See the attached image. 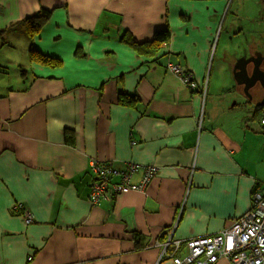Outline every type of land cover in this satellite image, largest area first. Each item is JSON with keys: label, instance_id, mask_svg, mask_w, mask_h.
<instances>
[{"label": "crops", "instance_id": "obj_1", "mask_svg": "<svg viewBox=\"0 0 264 264\" xmlns=\"http://www.w3.org/2000/svg\"><path fill=\"white\" fill-rule=\"evenodd\" d=\"M42 8L51 13L32 39L22 26L9 30ZM263 10L264 0H0V52L14 62L9 50L24 42L27 58L20 85L0 93V264H175L157 242L217 233L249 210L264 182L256 104L251 116L231 117L224 99L209 100L210 59L219 29L215 52L238 25L234 43L245 33L253 52ZM162 28L170 38L153 55L120 40L127 30L150 41ZM31 46L60 64L31 61ZM236 52L219 51L226 69ZM120 93L136 101L122 104ZM93 158L157 172L142 189L92 204Z\"/></svg>", "mask_w": 264, "mask_h": 264}, {"label": "built area", "instance_id": "obj_2", "mask_svg": "<svg viewBox=\"0 0 264 264\" xmlns=\"http://www.w3.org/2000/svg\"><path fill=\"white\" fill-rule=\"evenodd\" d=\"M166 67L188 89L195 90L198 87L191 72L181 68L179 64L168 62ZM202 91L205 93V89ZM258 120L264 134V104ZM89 165L95 175L90 183L89 200L92 204L101 198L111 200L120 192L142 189L157 172L155 165L132 161L126 162L122 169H117L111 162L96 158L90 159ZM139 168L142 170L140 181L131 183V174ZM115 176L119 179L115 180ZM23 218L26 223L31 222L28 213ZM156 244L161 249L159 257H170L175 264H214L221 257L227 258L232 264H264V188L256 187L251 193L249 210L217 233L195 236L186 239L184 243L178 239L173 240L169 235L167 239Z\"/></svg>", "mask_w": 264, "mask_h": 264}, {"label": "rangeland", "instance_id": "obj_3", "mask_svg": "<svg viewBox=\"0 0 264 264\" xmlns=\"http://www.w3.org/2000/svg\"><path fill=\"white\" fill-rule=\"evenodd\" d=\"M259 13L262 16L261 23H260V30L263 31L264 30V10L260 11ZM219 31H220V29H219ZM219 31L216 34L215 43H214L212 51H211L212 54H211L210 62L212 61V57L214 56V53H215V59L213 62L212 74H211V78H210L209 100L212 97H213V99H215L216 102H218L220 99H222V100L224 99L225 106L231 107L230 112H229L231 117L240 116L242 112L244 113V115L248 116L251 114V111L254 112V110H255V107H254V109H250V108L252 107V105L255 102L254 97L257 95L258 89L256 88L252 91H249V93L252 96L249 99L248 97H246V95L243 93V91L241 89L238 90L237 87L236 88L233 87L236 85L233 81L231 71H228V69H226V66L224 65V63L221 61V59H220L221 54L218 55L221 48L225 49V50L228 48H231L232 41H230V38H229L230 35L228 34L227 39H226L224 36V32H223V34L219 40L217 52H215L216 43L218 41ZM261 35L262 36L260 38L259 43L263 41V34H261ZM24 46H25V44H24V42H22L21 44L14 45V48H11V50H9V51H12L11 52L12 55H16V61H14V62L9 61V59L10 60H12V59H11V57L7 56V53L4 52V50H2L0 52V93L6 91V88L9 85H12L14 87H17L18 85H20L19 81L17 80L18 74H19V69L25 68L24 64L27 61V58L25 57L26 53H25ZM216 55H218V56L216 57ZM232 60H233V58H232ZM208 71H209V69H208ZM220 84H222V88L220 87ZM214 87H217L219 89L217 95L214 93V91H215ZM248 109H250L251 111H249ZM260 114H261V110L258 111L256 116L259 117ZM246 126L254 127L257 131L259 130V126H258L257 122L251 121L250 119L246 120ZM262 135L264 136L263 133H262ZM261 187L264 188V182L262 183Z\"/></svg>", "mask_w": 264, "mask_h": 264}, {"label": "trees", "instance_id": "obj_4", "mask_svg": "<svg viewBox=\"0 0 264 264\" xmlns=\"http://www.w3.org/2000/svg\"><path fill=\"white\" fill-rule=\"evenodd\" d=\"M51 13L50 9L42 8L38 10L36 13L29 15L20 21L13 23L10 25L9 30L15 27H23L25 30L26 35L29 39H32L40 28L43 26V24L46 22V20L49 18ZM7 29L0 30V44H3L5 41V33H7ZM170 38V33L168 31V28H162L158 29L153 33L152 40L150 41H144L140 42L138 41L130 32L125 30L123 34L120 36V40L128 45H130L133 49H135L137 52H142L148 55L156 54L160 47L163 45V43H167ZM28 55L29 59L31 61L39 62L42 64L55 66L60 64L61 60L52 57L50 55H47L45 53H42L38 51L37 49L33 48L32 46L28 49ZM119 102L122 104H131L133 101H136V95H127L124 93H120ZM262 105L257 104L255 105V110L253 112V117H258L256 114L259 110H261ZM139 235L134 234V239L137 241ZM136 245H140V243H136Z\"/></svg>", "mask_w": 264, "mask_h": 264}, {"label": "water", "instance_id": "obj_5", "mask_svg": "<svg viewBox=\"0 0 264 264\" xmlns=\"http://www.w3.org/2000/svg\"><path fill=\"white\" fill-rule=\"evenodd\" d=\"M239 46L237 43H232L231 48L226 49L227 53H235ZM260 55H242L239 56L232 68V78L236 84L242 85V91L249 99L252 97L249 93V88L255 83L259 82L264 90V70L259 67ZM258 104H264V95Z\"/></svg>", "mask_w": 264, "mask_h": 264}, {"label": "flooded vegetation", "instance_id": "obj_6", "mask_svg": "<svg viewBox=\"0 0 264 264\" xmlns=\"http://www.w3.org/2000/svg\"><path fill=\"white\" fill-rule=\"evenodd\" d=\"M237 26V25H236ZM239 30V29H241V26L240 25H238L237 27H236V29H233V30H235L234 32H232L231 33V35H230V40L231 41H233L234 40V35H237L236 34V30ZM238 30H237V32H238ZM261 34H263V41L262 42H260L259 43V47H257L256 46V49L255 50H253V52L252 51H250V47H249V45H248V40H247V38L245 37V33H242V37H241V39L237 36V38H236V43H237V46H239L238 47V49L240 48V50H241V52H240V54L239 55H237V56H234L235 57V59H234V61H233V64H232V66H231V69H228V71H231V74H232V68H233V65H234V63H235V60L239 57V56H242V55H246V56H249V55H254V56H256V55H260L261 56V59H260V63H259V67L262 69V70H264V30L263 31H261ZM262 36V35H261ZM261 38V37H260ZM234 42V41H233ZM234 44V43H233ZM237 53V52H236ZM229 55H232V54H234V53H228ZM234 81V80H233ZM234 83H235V81H234ZM235 85L236 86H233L234 88H238V89H241L242 90V85H238V84H236L235 83ZM258 89L257 90V95L254 97L255 98V102H254V104H258V102L261 100V98L263 97V95H264V90H263V88L260 86V84H259V82L257 81V82H255L248 90L249 91H252V90H254V89ZM254 96V95H253ZM263 105V104H262Z\"/></svg>", "mask_w": 264, "mask_h": 264}]
</instances>
